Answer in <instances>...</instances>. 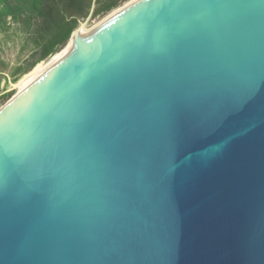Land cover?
<instances>
[{
    "label": "water",
    "instance_id": "water-1",
    "mask_svg": "<svg viewBox=\"0 0 264 264\" xmlns=\"http://www.w3.org/2000/svg\"><path fill=\"white\" fill-rule=\"evenodd\" d=\"M0 264H264V0H133L10 98Z\"/></svg>",
    "mask_w": 264,
    "mask_h": 264
},
{
    "label": "trees",
    "instance_id": "trees-1",
    "mask_svg": "<svg viewBox=\"0 0 264 264\" xmlns=\"http://www.w3.org/2000/svg\"><path fill=\"white\" fill-rule=\"evenodd\" d=\"M119 0H96L93 16L106 12ZM91 0H0V31L9 22L31 34L38 60L52 56L64 45L78 20L86 16ZM11 91L4 94L8 97Z\"/></svg>",
    "mask_w": 264,
    "mask_h": 264
},
{
    "label": "rangeland",
    "instance_id": "rangeland-1",
    "mask_svg": "<svg viewBox=\"0 0 264 264\" xmlns=\"http://www.w3.org/2000/svg\"><path fill=\"white\" fill-rule=\"evenodd\" d=\"M126 1L128 0H119L112 9L93 16L86 26L91 27ZM34 48L31 34L27 33L21 24L9 22L7 30L0 31V108L18 92L17 84L24 76L42 61H39L38 56L34 54ZM9 91L11 94L5 97L4 94Z\"/></svg>",
    "mask_w": 264,
    "mask_h": 264
},
{
    "label": "bare ground",
    "instance_id": "bare-ground-1",
    "mask_svg": "<svg viewBox=\"0 0 264 264\" xmlns=\"http://www.w3.org/2000/svg\"><path fill=\"white\" fill-rule=\"evenodd\" d=\"M133 0H128L126 1L123 5L119 6L118 8H115L113 11H111L107 16H105L103 19H105L106 17H108L109 15H111L112 13H114L116 10L120 9L121 7L127 5L128 3L132 2ZM103 19H101L100 21H102ZM100 21H98L97 23H99ZM97 23H94L91 27H93L94 25H96ZM91 27L89 26H84L80 29H78L73 36H71L67 43L65 44V46L59 50L58 52H55L52 56L47 57L49 58L48 60H46L47 58H45L44 60H42L41 62H39L36 67L29 72L28 74H26L24 76V78L17 84V88L19 90H21L26 84H28L33 78H35L38 74H40L49 64H51L62 52H64L73 42H75V38H79L81 35H83L86 31H88Z\"/></svg>",
    "mask_w": 264,
    "mask_h": 264
}]
</instances>
